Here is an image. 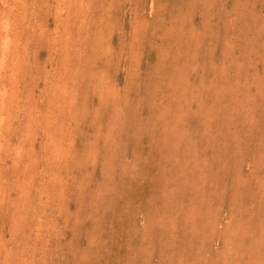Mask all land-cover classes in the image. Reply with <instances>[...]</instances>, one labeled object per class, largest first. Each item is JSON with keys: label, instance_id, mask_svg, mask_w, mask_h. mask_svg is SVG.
<instances>
[{"label": "rangeland", "instance_id": "obj_1", "mask_svg": "<svg viewBox=\"0 0 264 264\" xmlns=\"http://www.w3.org/2000/svg\"><path fill=\"white\" fill-rule=\"evenodd\" d=\"M0 264H264V0H0Z\"/></svg>", "mask_w": 264, "mask_h": 264}, {"label": "bare ground", "instance_id": "obj_2", "mask_svg": "<svg viewBox=\"0 0 264 264\" xmlns=\"http://www.w3.org/2000/svg\"><path fill=\"white\" fill-rule=\"evenodd\" d=\"M251 156V155H250ZM8 188V187H7Z\"/></svg>", "mask_w": 264, "mask_h": 264}]
</instances>
